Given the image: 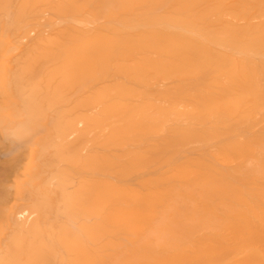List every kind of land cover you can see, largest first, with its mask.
Listing matches in <instances>:
<instances>
[{
  "label": "bare ground",
  "instance_id": "obj_1",
  "mask_svg": "<svg viewBox=\"0 0 264 264\" xmlns=\"http://www.w3.org/2000/svg\"><path fill=\"white\" fill-rule=\"evenodd\" d=\"M0 157V264H264V0H0Z\"/></svg>",
  "mask_w": 264,
  "mask_h": 264
},
{
  "label": "rangeland",
  "instance_id": "obj_2",
  "mask_svg": "<svg viewBox=\"0 0 264 264\" xmlns=\"http://www.w3.org/2000/svg\"><path fill=\"white\" fill-rule=\"evenodd\" d=\"M4 160V158L2 159V161ZM0 161H1V157H0Z\"/></svg>",
  "mask_w": 264,
  "mask_h": 264
}]
</instances>
